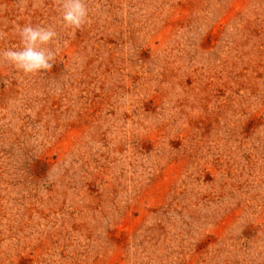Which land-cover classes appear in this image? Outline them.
I'll list each match as a JSON object with an SVG mask.
<instances>
[{
  "label": "rangeland",
  "instance_id": "obj_1",
  "mask_svg": "<svg viewBox=\"0 0 264 264\" xmlns=\"http://www.w3.org/2000/svg\"><path fill=\"white\" fill-rule=\"evenodd\" d=\"M0 0V264H264V0Z\"/></svg>",
  "mask_w": 264,
  "mask_h": 264
},
{
  "label": "clouds",
  "instance_id": "obj_2",
  "mask_svg": "<svg viewBox=\"0 0 264 264\" xmlns=\"http://www.w3.org/2000/svg\"><path fill=\"white\" fill-rule=\"evenodd\" d=\"M65 29L81 30L88 22L87 0H57ZM19 46L0 49V64L7 63L24 75L50 71L56 54L58 32L52 25L17 26Z\"/></svg>",
  "mask_w": 264,
  "mask_h": 264
}]
</instances>
